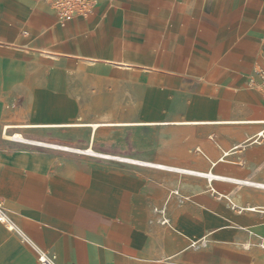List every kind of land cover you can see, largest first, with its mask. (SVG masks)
<instances>
[{
	"label": "crops",
	"instance_id": "0c3cea01",
	"mask_svg": "<svg viewBox=\"0 0 264 264\" xmlns=\"http://www.w3.org/2000/svg\"><path fill=\"white\" fill-rule=\"evenodd\" d=\"M263 54L264 0H99L62 23L51 0H0V198L17 229L0 223V264H37L35 247L57 264H239L241 240L264 264V214L154 166L264 183V100L248 83ZM16 130L91 153L3 138ZM174 136L208 170L157 162L181 161ZM174 184L186 197L160 226L152 206ZM214 185L238 207L250 199Z\"/></svg>",
	"mask_w": 264,
	"mask_h": 264
},
{
	"label": "rangeland",
	"instance_id": "374dc122",
	"mask_svg": "<svg viewBox=\"0 0 264 264\" xmlns=\"http://www.w3.org/2000/svg\"><path fill=\"white\" fill-rule=\"evenodd\" d=\"M78 121L81 122V120H78ZM8 124L10 126L11 125L20 126L23 123L20 122V121H15V122H10ZM258 125H260V124H258ZM187 132H189V131L188 130L185 131L186 137H187ZM14 135H19V137H14ZM174 135H176V133ZM254 135L251 134L247 138H240V139L237 140V142L238 143L243 142L242 146L243 145L246 146L250 142L254 141L257 138V135L256 136H254ZM2 136H3V138L10 139L11 141H15V142H18V143H24V144L30 145V146L34 145V146H38V147L45 148V149H54V150L63 151V152H74V151H80L81 152V151H83V152H86V153H91L90 151H86L87 149H80L79 147L71 146V145L64 144V143H56L54 141L43 140V139H40V140L32 139V138H29L26 134H24L20 130H16L14 132H7L6 131V132L3 133ZM178 141H182V140L181 139L179 140V137L174 136L173 140L170 141V142L174 143V145H171L170 147L172 149L171 153L174 154V155L177 154L176 151L179 148L180 149L183 148L186 151L184 154H182V156H180L181 161L176 162L177 159H175V160L170 159V160H161V161H157V162H164V163H170V164H179V165L187 166V167H196L197 169H200L203 172L208 170L207 166H197V165L194 166L193 164H191L189 162L190 160H192L194 158V153H193V151L191 153L188 152V151L189 150H195L196 152H199V149H197V147H196L197 145L195 143L189 141L188 143H185V144L181 143V145H180V144H177ZM42 142H44L46 144H44V143L41 144ZM259 142H257V143H259ZM257 143L255 142L253 144H250L249 146L259 145ZM55 145H59V147H57ZM63 146H68L69 149H66V148L64 149V148H62ZM230 148H231V144L225 146L223 150L227 151ZM239 150L240 151L242 150L241 146L239 147ZM218 156H221V154H219ZM121 162H123V160ZM238 162L242 163L243 161H242V159H239ZM137 165L138 166H144L142 164H137ZM162 171H164L165 173H168L170 176H172L174 178H180L181 177L182 179H185V178H190V176H192L191 174H188V173L173 172L171 170H166V169H162ZM236 176H239L241 178H247V174L246 173L237 174ZM197 179L203 183V190L207 191L208 193H211L217 199L226 202L232 208V210L240 212V213H247V214L253 215L254 217L258 216V215H261V214H264V198H262V197H264V188L255 187V186H245V185L243 186V185L237 184L235 182H231L232 184H228V183H224V182L215 181L214 179L211 182H208V178L206 176H204V175L203 176H197ZM253 179H255L257 181H264V175L262 177H254ZM217 182H218V184H221V185H227L229 188H234V189H239V190L245 191L246 192V194H245L246 197L248 196L250 199L247 202L242 203L239 207L236 206L235 199L234 198L230 199V197H228L229 196V194H228L229 192L226 191V189H224V188H216L215 187L214 184L217 183ZM185 197H186V195L179 188L178 185H175V184L171 185L168 188V191L166 192V195L162 199V201L159 202V203H156V204H154L152 206V212L154 214L155 222L158 225H160V226L168 225V223L167 224H161L160 220L162 218V214L159 211L160 210L164 211V214L169 219V223H170L172 221V214H171L170 209H169L170 202L174 201L175 203L178 204V203H181V201H184ZM249 205L260 206V210H258V211L247 210L245 207L249 206ZM155 209H157V212L154 211ZM12 233L16 234L15 231H12ZM18 238H20L19 235H18ZM206 239L207 240H206V245L205 246H201V245L199 247H191L190 246V247H188V250H191V251H193V250L196 251L197 250V251H199V250L205 249L208 246V236H207ZM247 242H249V241L241 240V241L238 242L239 249H236V250H238L239 254H241V255L237 256L239 264L240 263L242 264L245 261H247V262L250 261L249 263L251 264L252 256H248L249 258H247V259H244V257H242V253H244L245 255H252L253 254L252 250H253L254 247L252 246V244L250 242H249L250 243V247L248 249H244L243 248V244L247 243ZM261 243L264 244V241H259V242L256 241L255 244H257L258 247H260L264 251V248L261 247ZM199 264H205V263H199Z\"/></svg>",
	"mask_w": 264,
	"mask_h": 264
},
{
	"label": "built area",
	"instance_id": "2783aa9c",
	"mask_svg": "<svg viewBox=\"0 0 264 264\" xmlns=\"http://www.w3.org/2000/svg\"><path fill=\"white\" fill-rule=\"evenodd\" d=\"M99 0H51L52 8L55 10L57 19L60 23L67 21L75 16L86 17L93 13ZM264 59V54H263ZM248 83L254 88L264 100V67L255 70L253 77H250ZM240 185H248L264 188V183H258L249 179H236L234 181ZM157 212V209L154 210ZM162 214L161 224L169 223V219L165 216L164 211H159ZM0 223L5 225L9 231H16L15 225L12 223L6 213L4 201L0 198ZM21 239L23 236L21 235ZM205 246L206 242L200 243L199 246ZM196 246V247H199ZM37 264H57L56 254L35 247Z\"/></svg>",
	"mask_w": 264,
	"mask_h": 264
},
{
	"label": "bare ground",
	"instance_id": "6f19581e",
	"mask_svg": "<svg viewBox=\"0 0 264 264\" xmlns=\"http://www.w3.org/2000/svg\"><path fill=\"white\" fill-rule=\"evenodd\" d=\"M262 133H259L257 135V138L258 137H262ZM158 168H165V169H169L173 172H179V173H188V174H191V175H198V176H206L208 178V182H211L213 179H220V180H223V181H228V182H234L237 178H233V177H221V176H217V175H214L212 173H207V172H204L203 174L200 173V172H196L192 169H188V168H184V167H168V166H165V165H160V164H157V165H154ZM261 184V183H260ZM169 225V223H168ZM6 227V226H5ZM7 228V227H6ZM203 242H206V240L204 238H201L199 240H196V241H190V246L191 247H196V246H199L200 243H203ZM199 243V244H198ZM247 245H245L246 247ZM261 247H264V244L261 243Z\"/></svg>",
	"mask_w": 264,
	"mask_h": 264
}]
</instances>
